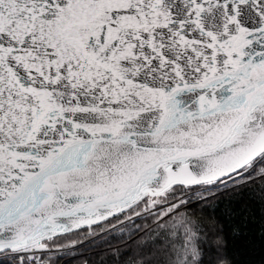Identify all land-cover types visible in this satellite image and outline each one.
<instances>
[{
  "label": "water",
  "instance_id": "1",
  "mask_svg": "<svg viewBox=\"0 0 264 264\" xmlns=\"http://www.w3.org/2000/svg\"><path fill=\"white\" fill-rule=\"evenodd\" d=\"M264 154V0H0V253Z\"/></svg>",
  "mask_w": 264,
  "mask_h": 264
},
{
  "label": "trees",
  "instance_id": "2",
  "mask_svg": "<svg viewBox=\"0 0 264 264\" xmlns=\"http://www.w3.org/2000/svg\"><path fill=\"white\" fill-rule=\"evenodd\" d=\"M186 199L181 218L191 222L193 258H183L190 237L180 225L179 229L162 228L169 221L163 218L147 229L152 222L146 214L108 229L116 221L109 222L121 213L98 225L53 237L74 236L77 244L69 252H48L36 261L6 251L0 253V264H189L191 259L190 264H264V159L246 174ZM88 229L92 232L85 235Z\"/></svg>",
  "mask_w": 264,
  "mask_h": 264
},
{
  "label": "rangeland",
  "instance_id": "3",
  "mask_svg": "<svg viewBox=\"0 0 264 264\" xmlns=\"http://www.w3.org/2000/svg\"><path fill=\"white\" fill-rule=\"evenodd\" d=\"M264 159V155L261 157L259 156L256 160L252 161L250 164L245 166L243 169H241L239 172L235 173L234 175L220 180L216 181L218 183H209L207 185L197 187V188H186V189H173L170 188L167 191L155 195L150 196L146 195L142 200H140L135 206L127 210L126 212L122 213V216L115 218L110 223L115 222L114 224L110 225L108 229L115 228L117 226L122 225L123 223H127V221H131L137 217H140L142 215L148 214L149 217H151V222L149 225H147V229H149L152 225L160 222L163 218H168L169 221H166V223H162V226L173 227L174 229H179V225L182 229V232H185L187 238H189L190 244L188 245L187 251L188 253L183 254V258H193L195 255L194 252V246L192 245V227L190 219L187 217L182 219L181 218V211L184 204V201H186V196H194L195 194L202 193L203 191H210V189L216 188L217 185L223 184L227 182L228 180L232 178L240 177L247 172H249L255 165L260 163ZM177 186V185H176ZM180 186V185H179ZM185 187V186H184ZM189 187V186H186ZM180 191H183L180 193ZM186 199V200H185ZM108 223V222H107ZM106 223V224H107ZM106 224L103 225V227L107 226ZM162 227V228H165ZM92 232V230L88 229L86 232H84L85 235ZM73 238V239H72ZM74 236H66V237H60V238H52L49 240L42 241L40 243H37L31 247H28L26 249L16 251L14 254L26 257L28 259L33 258L37 261L38 257L40 255H45L48 252H56V250H65L64 252H69L73 247L76 246L77 242L74 241ZM75 242V243H74ZM61 243V244H60ZM194 244V243H193ZM192 261V259H191ZM191 261H189L191 263ZM189 263V264H190Z\"/></svg>",
  "mask_w": 264,
  "mask_h": 264
}]
</instances>
